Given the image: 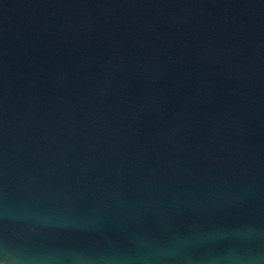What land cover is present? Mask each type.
I'll return each instance as SVG.
<instances>
[{"label": "water", "instance_id": "obj_1", "mask_svg": "<svg viewBox=\"0 0 264 264\" xmlns=\"http://www.w3.org/2000/svg\"><path fill=\"white\" fill-rule=\"evenodd\" d=\"M0 264H264V0H0Z\"/></svg>", "mask_w": 264, "mask_h": 264}]
</instances>
